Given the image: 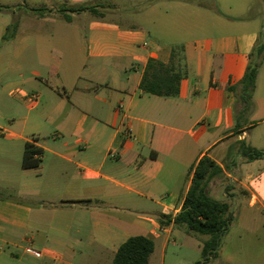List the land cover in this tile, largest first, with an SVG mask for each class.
<instances>
[{
	"label": "crops",
	"instance_id": "obj_1",
	"mask_svg": "<svg viewBox=\"0 0 264 264\" xmlns=\"http://www.w3.org/2000/svg\"><path fill=\"white\" fill-rule=\"evenodd\" d=\"M57 1L89 0H0L18 19L9 39V20L0 27V41L11 43L0 58V102L8 105L7 94L37 109L18 118L19 132L0 133L22 146V158L26 142L40 147V164L21 167L45 177L19 187L29 202L0 197V264H112L135 235L154 241L148 264H166L169 244L190 234L162 216L181 210L206 155L225 172L208 182L210 193L209 183L221 190L226 177L238 183L234 198L264 215V157L239 151L241 140L264 148V127L255 132L264 122V60L237 131L240 104L230 90L264 43V0H91L107 2V15L73 13L71 22L26 9ZM174 46H183L187 67L179 94L144 92L148 59L168 63ZM47 123L56 128L51 145L41 142ZM44 151L56 158L48 162Z\"/></svg>",
	"mask_w": 264,
	"mask_h": 264
},
{
	"label": "trees",
	"instance_id": "obj_2",
	"mask_svg": "<svg viewBox=\"0 0 264 264\" xmlns=\"http://www.w3.org/2000/svg\"><path fill=\"white\" fill-rule=\"evenodd\" d=\"M107 2L79 3L73 5L65 4L61 11L62 20L71 22L73 13L84 11L94 15H103L100 8H107ZM16 7L0 4V11L13 13ZM26 9L36 14L43 15L44 9L26 6ZM18 29V19L14 17L6 27L4 39H9ZM183 46L172 48L170 62L165 63L156 58H149L146 64L140 88L144 92L172 97L180 92L181 80L187 75ZM175 58L178 63H175ZM264 58V43L257 44L249 54V62L245 73L236 85L230 86V90L236 94L240 108L236 113L237 119L235 130H238L240 123L238 119L249 114L253 109V95L256 89V82L259 69ZM240 153L247 160H254L264 157V148H256L241 140L239 145ZM42 149L32 142L25 143L22 166L25 169L37 167L41 162L40 154ZM234 163V161L232 162ZM227 167L231 169V165ZM224 176L225 172L214 159L203 156L194 168L192 184L184 198L181 210L174 216L163 215L168 221L173 220L174 225L183 228L187 233L193 235H207L202 244V257L195 264H214L213 258L218 257L222 237L229 229L233 219L231 204L213 196L207 189L208 182L216 176ZM228 191V190H226ZM154 241L145 235H135L124 241L116 251L112 264H148L149 257L154 251Z\"/></svg>",
	"mask_w": 264,
	"mask_h": 264
},
{
	"label": "rangeland",
	"instance_id": "obj_3",
	"mask_svg": "<svg viewBox=\"0 0 264 264\" xmlns=\"http://www.w3.org/2000/svg\"><path fill=\"white\" fill-rule=\"evenodd\" d=\"M87 3H92L89 0ZM73 5L64 1H57L54 6H43L44 12L57 19L63 18V12L61 8L65 5ZM104 15H107V9L100 8ZM87 15L91 18L96 15L87 12ZM12 14L10 12L0 11V27L3 25L2 20L8 19L12 22ZM33 28L32 31H35ZM166 41H170L175 44H182L181 38H167ZM11 48V43L0 41V58L8 53L7 50ZM9 58V55H7ZM264 60V58H263ZM262 60V62H263ZM5 101L8 105H4L0 102V129L5 128L9 131L19 132L22 128V121H19V117L29 116L33 118L37 114V109H29L26 105H18L10 100L7 94H5ZM264 127L262 122L259 127L255 129L258 132ZM41 132V142L47 145L52 144L53 135L56 133L54 123H47ZM1 132V130H0ZM30 135V134H28ZM14 141L8 139L5 135L0 133V197L6 199L31 201L32 198L24 193L19 192V187H22L24 183L26 185L34 186L32 181L44 182L45 177L38 175L39 172L30 171V175H25L22 162V146L14 145ZM21 141V145H22ZM47 156V161L51 162L56 157L48 152L44 151ZM30 169V168H29ZM218 177V176H216ZM219 181V180H218ZM224 188L220 190L219 184H210L212 195H220L219 199L230 201L231 212L233 219L229 229L222 237L221 245L218 251V257L213 258L211 263L217 264H264V228L261 227V219L264 215H257L255 210L249 207L248 201L241 198L240 201L234 198L233 195L239 193L238 183L224 178L220 180ZM225 190L227 195L224 196ZM184 232H186L183 229ZM187 233V232H186ZM189 234V233H187ZM208 238L207 235H183L182 241H178L173 244L170 243L167 250V263L172 260L173 264H195L202 257V244L203 241Z\"/></svg>",
	"mask_w": 264,
	"mask_h": 264
},
{
	"label": "built area",
	"instance_id": "obj_4",
	"mask_svg": "<svg viewBox=\"0 0 264 264\" xmlns=\"http://www.w3.org/2000/svg\"><path fill=\"white\" fill-rule=\"evenodd\" d=\"M25 96L33 104H36L39 100V95L36 92H29Z\"/></svg>",
	"mask_w": 264,
	"mask_h": 264
}]
</instances>
